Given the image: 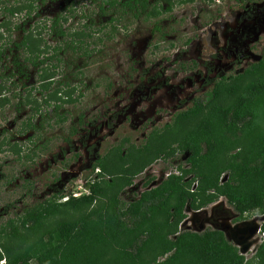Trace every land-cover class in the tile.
<instances>
[{
    "label": "trees",
    "instance_id": "16d2710c",
    "mask_svg": "<svg viewBox=\"0 0 264 264\" xmlns=\"http://www.w3.org/2000/svg\"><path fill=\"white\" fill-rule=\"evenodd\" d=\"M54 1L0 3V106L9 102L4 92L18 86L16 82L28 89L17 103L28 107L31 113L17 133L24 137L21 139L24 149L22 144L14 143L7 147L11 154L26 162H32L37 153L47 150L45 129L64 124L68 119L64 106L73 105L82 97L76 86L80 78L75 84L66 77L60 81L54 79L61 69L63 53L78 51L83 59H88L93 48L88 50L86 42L102 27L108 25L112 33L117 25L126 28L125 16L133 21H149L170 12L175 4L193 2L80 0L93 7L88 13L106 18L104 24L93 28L90 14L81 11L80 19L87 20L86 23L66 25L75 13L70 2L62 14L44 15V5ZM161 28L155 22L149 31L152 36L161 37ZM81 75L79 71L73 77ZM27 77H34V83L31 80L30 86H23ZM31 90L36 95L30 94ZM15 96L19 95L12 93L11 98ZM261 104H264V52L241 73L220 77L206 103L193 98L191 105L177 114L172 128L179 135L178 152L186 153V169L178 167L177 174H168L155 187L124 203L119 199V191L130 184V178L142 172L146 161L130 164L118 172L109 169L105 160L98 157L91 164V171L97 169V172L96 179L87 185V194L70 195L62 203L57 196L48 197L25 207L17 218L7 219L0 226V261L4 260L5 264H243L242 257L220 231L178 232L177 226L184 219L185 208L197 210L219 197L238 216L253 210L264 211V127L258 122L264 107ZM82 119L79 114L75 123H69L68 137L78 134L86 123ZM68 137L63 139L66 144L70 142ZM3 146L0 142V153ZM120 148H116L117 164L127 157ZM224 173L226 178L220 181ZM104 175L107 179L102 180ZM187 175H191L188 182L184 181ZM191 182L197 184L193 191L189 190ZM60 209L73 211L75 217L65 216L53 224L47 223ZM260 231L264 233V222ZM256 257L264 264V241L258 246Z\"/></svg>",
    "mask_w": 264,
    "mask_h": 264
},
{
    "label": "rangeland",
    "instance_id": "374dc122",
    "mask_svg": "<svg viewBox=\"0 0 264 264\" xmlns=\"http://www.w3.org/2000/svg\"><path fill=\"white\" fill-rule=\"evenodd\" d=\"M7 1L17 0H0V3ZM69 2L73 3L75 13L66 25L86 23L87 20L80 19L81 12L90 14L93 28L105 23L106 18L88 13L93 9L89 2L80 0H55L44 5V15L62 14ZM125 21V29L117 25L109 33L107 25L93 33L86 42L88 50L93 48L88 59H83L78 51L63 53L61 69L54 79L60 81L66 77L75 84L80 78L76 86L82 97L75 104L64 106L68 111L64 124L45 129L47 150L37 153L32 162L17 158L7 148L14 143L22 144L24 149V137L17 133L31 113L28 107L17 103L28 89L21 88L18 81V86L4 92L9 102L0 106V142L4 145L0 153V226L7 219L17 218L25 207L48 197L57 196L62 203L70 195L86 194L87 185L96 179L97 169L91 171V164L98 157L105 160L109 169L118 172L130 164L146 161L142 172L130 178V184L119 191V199L124 203L155 187L168 174H177L178 167L186 169V153L178 152L179 135L172 128L177 114L185 111L193 98L206 103L220 77L241 73L264 52V0L210 3L193 0L175 4L170 12L149 21H133L127 16ZM155 22L162 27L161 37L152 36L149 31ZM79 71L82 75L73 77ZM33 78L27 77L23 86H30L31 80L34 83ZM12 93L19 96L11 98ZM29 93L36 95L33 90ZM79 114L86 123L78 134L68 137L69 123H75ZM258 122L264 127V107ZM67 137L69 144L63 141ZM118 146L127 157L117 164ZM104 176L102 180L107 179ZM225 178L226 173L220 175V181ZM190 179L191 175H187L184 181ZM196 186L191 182L189 190ZM75 214L60 209L47 223ZM183 214L178 232L218 230L230 244L228 235L234 225L256 221L260 226L259 219L264 217V211L260 210L236 216L221 197L197 210L185 208ZM263 235L259 229L252 238L255 244L240 255L243 264H261L256 252L264 241Z\"/></svg>",
    "mask_w": 264,
    "mask_h": 264
},
{
    "label": "water",
    "instance_id": "95a60500",
    "mask_svg": "<svg viewBox=\"0 0 264 264\" xmlns=\"http://www.w3.org/2000/svg\"><path fill=\"white\" fill-rule=\"evenodd\" d=\"M259 221H262L263 223L264 217L259 219ZM259 229H260V226L258 225L256 221H248L247 223H242L240 226L234 225V227L232 228V231L230 232L229 230H227V232H229L228 237L230 239V242L232 243L231 245L233 247H237V251L239 255L244 254L246 251L249 250V248L252 245L255 244L252 238L258 233ZM224 239H225V236H224ZM225 240L227 241V239Z\"/></svg>",
    "mask_w": 264,
    "mask_h": 264
},
{
    "label": "built area",
    "instance_id": "2783aa9c",
    "mask_svg": "<svg viewBox=\"0 0 264 264\" xmlns=\"http://www.w3.org/2000/svg\"><path fill=\"white\" fill-rule=\"evenodd\" d=\"M86 194H87V191H86ZM73 197H76V196H73ZM262 238H263V240H264V235H263V237H262Z\"/></svg>",
    "mask_w": 264,
    "mask_h": 264
},
{
    "label": "flooded vegetation",
    "instance_id": "af4514ba",
    "mask_svg": "<svg viewBox=\"0 0 264 264\" xmlns=\"http://www.w3.org/2000/svg\"><path fill=\"white\" fill-rule=\"evenodd\" d=\"M95 160V159H94ZM94 162V161H93ZM152 181V180H151ZM0 254H2V253H0ZM4 261V260H3ZM1 262V261H0ZM4 264H5V261H4Z\"/></svg>",
    "mask_w": 264,
    "mask_h": 264
}]
</instances>
